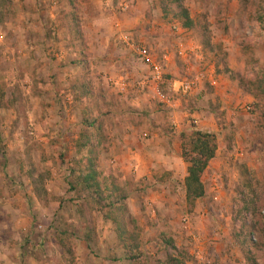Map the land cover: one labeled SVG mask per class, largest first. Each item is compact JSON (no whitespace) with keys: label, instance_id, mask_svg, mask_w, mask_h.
Returning a JSON list of instances; mask_svg holds the SVG:
<instances>
[{"label":"rangeland","instance_id":"rangeland-1","mask_svg":"<svg viewBox=\"0 0 264 264\" xmlns=\"http://www.w3.org/2000/svg\"><path fill=\"white\" fill-rule=\"evenodd\" d=\"M13 1V14L0 20V264H128L112 222L66 184L84 111L102 122L98 170L126 194L149 264L164 261L163 239L188 254L185 264H264V0H183L191 30L173 19L169 2L164 15L161 0L142 1L145 40L132 37L129 45L171 59L161 88L177 93V122L156 99L131 106L130 96L85 74L95 62L101 75L104 62L141 66L145 76L148 66L117 39L119 19L99 17L90 28L81 11H63L67 0ZM95 1V10L108 5L114 13L141 7L140 0ZM184 81L194 88L181 95ZM86 82L91 95L74 101L73 87ZM193 129L214 134L217 151L201 178L204 197L189 208L183 182L161 163L172 156L174 137L180 143ZM30 173L45 177L46 202L34 194ZM176 173L180 179L183 171ZM64 229L73 235L72 258L54 243Z\"/></svg>","mask_w":264,"mask_h":264},{"label":"trees","instance_id":"trees-1","mask_svg":"<svg viewBox=\"0 0 264 264\" xmlns=\"http://www.w3.org/2000/svg\"><path fill=\"white\" fill-rule=\"evenodd\" d=\"M72 14L77 13L76 0H67ZM169 2L174 6L173 19L185 30H191L193 22L189 17L183 0H161L160 10L166 15L164 5ZM14 1L0 0V20L7 11L13 14ZM75 23L77 20L75 18ZM262 22L261 17L258 18ZM83 64V63H82ZM86 72L88 66L86 67ZM86 77V75H85ZM74 101L88 98L91 93L89 82L73 87ZM82 126L77 138L73 141L74 159L68 168L69 180L66 182L68 190L86 201L95 208V214L102 220L111 221L114 225L116 237L124 249V260L128 264H149V259L140 251L139 233L135 222L128 218L126 206L127 196L114 182L107 183L101 179L98 170V156L100 149L105 147L103 125L98 117H92L87 111L81 116ZM217 151L215 135L193 129L188 136H180V158L186 164V176L183 180L185 204L191 208L198 200L204 197V187L201 178L207 170L209 163L214 159ZM33 172V171H32ZM30 182L34 194L41 201L49 198L44 187L45 177L39 175L34 178L30 173ZM93 227L87 226L86 238L83 242L88 245L91 240ZM73 235L69 230H56L54 243L64 252V255L73 257L71 242ZM165 246L164 261L157 260L154 264H185L188 254L177 249L171 240L163 239Z\"/></svg>","mask_w":264,"mask_h":264},{"label":"crops","instance_id":"crops-1","mask_svg":"<svg viewBox=\"0 0 264 264\" xmlns=\"http://www.w3.org/2000/svg\"><path fill=\"white\" fill-rule=\"evenodd\" d=\"M85 1L86 0H76L77 4L79 3V4L84 5L83 9H81V8H79V6H77L78 7L77 10L79 11V13H80V11L82 12L83 17H85L82 20H84V22L86 24H88V27H90V28H95L96 26L98 27L99 22H96L94 20L98 19L99 17H102V20L106 23L109 21V19H111V20L119 19V20H117L118 22L114 24V28L117 29V33L119 36V37H117V39L120 41L121 45H122V43H124V45H126L127 47L130 48L129 42L133 41L132 37L134 38L135 41L136 40H139V41L145 40L144 36L143 37L141 36L142 32L139 30L141 28V26L144 24V21L142 20L143 13L145 12L144 10L149 8V6L146 5V3L145 4L142 3V1H144V0H140V2H141L140 6L143 8L139 7L138 6L139 4H135L133 6H130V10H128L125 13H114V11H111V9L108 8V5L103 6V7H98V5L96 4V10H95V7H94L95 2H96L95 0H90V2H91L90 6ZM64 2H66V1H64ZM85 5H88V6H85ZM64 7H68V8H66V9L63 8V11L66 10L67 14L72 13V9L69 8L68 2L66 3V6H64ZM110 14H111V16L109 17ZM53 15L54 16H52V17L54 18L53 19L54 22H57V20L59 18L58 13H54ZM70 20H71V18H70ZM119 22H121V24L123 26V29H124V30L122 29L123 31H121V29H120L121 25L119 24ZM132 29H134L132 32H128V31H131ZM95 33H96V30H95ZM157 34L158 33H155L154 36H157ZM147 35L152 36L153 33H149ZM96 38L99 39L98 37H96ZM101 40L103 41V39H101ZM147 41H149V40L147 39ZM105 42H107V41H105ZM150 44H152V39H151ZM179 45H181V43H179ZM120 47H122V46H120ZM149 50H151V48ZM124 51L128 52L129 50L125 48ZM153 57L155 58L156 61H160L159 57L157 58V56L155 57L154 55H153ZM164 57L166 59L164 66H166V69L168 72V68L170 67L171 59L169 57H166V56H164ZM168 58H169V60H168ZM103 61H107V58ZM101 64H106L107 67H105L103 69V71H101L103 73L101 75H99V73H97V72L95 73L93 71L95 62H90L89 66H88L87 74H86L87 77L88 78L90 76H93L94 78L100 77L105 83L109 82L110 86L114 90H116L118 92V94L120 96H122V98L130 96V99H131L130 101L132 102V104H130L131 106H140L141 105L142 107H145L146 103H149V101L151 99H153V100L156 99L155 100L156 102H164V103H166L165 105L168 108H173L172 109L173 119L175 122H177V119L175 118L176 114H174V113H176L178 111L177 109L181 105H180V103H178V104L175 103L173 100V98L176 97L174 95H177V93H174L175 90L169 91L170 95H169L168 101H166V100L160 101V100H158V98L154 97V93H153V89H152V87H154L153 84H150V86L147 89H145L144 91H138L135 88V86H136L135 83L139 82L138 81L139 78H141V80H142V78L144 79L145 77L148 76V74H149L148 70H146V72L144 73L145 76L142 77V72H144L145 70H143V67H141V66L139 69V67H136L137 65L136 66L135 65L129 66L128 63H118L116 68H115L114 65H108V63L102 62ZM183 70H184V66H183ZM163 83H164V81H163ZM164 92H167V91H164ZM172 93H173V95H171ZM128 137L130 139H132V141L134 140L132 135H129ZM178 139H179L178 136L174 137V141L172 142V147H173V150L171 152L172 156L170 158H168V162H167V159L165 161V158L162 157V163H161L162 166L161 167L164 169V171L170 172L172 174V179H176V180L183 182V180L186 176L187 166L182 161V159L180 158V143H179ZM133 147H134V145H133ZM134 156H136V154H134ZM132 158L134 159L133 156H132ZM136 162L137 161L133 162V164L138 167V164ZM177 168L178 169L181 168L183 171L182 177L180 179L178 177V174L176 173L178 170Z\"/></svg>","mask_w":264,"mask_h":264},{"label":"built area","instance_id":"built-area-1","mask_svg":"<svg viewBox=\"0 0 264 264\" xmlns=\"http://www.w3.org/2000/svg\"><path fill=\"white\" fill-rule=\"evenodd\" d=\"M127 9L128 6L123 4L119 10L121 12H125ZM129 46L135 52L139 60L148 66V71H149L147 77L135 83L136 84L135 88L138 91H144L150 86V84H153L154 87H152V89H153L154 97L158 98V100L160 101H164V100L168 101L169 94L164 92L161 88L162 87L161 85L163 84L164 64L166 62L165 57L161 61H156L155 59L152 58L150 50L145 46L142 47L134 46V45H129ZM193 88H194L193 82L184 81L178 84L177 92H179L181 95H186L189 94L193 90ZM161 103L164 105L166 104L164 102Z\"/></svg>","mask_w":264,"mask_h":264}]
</instances>
